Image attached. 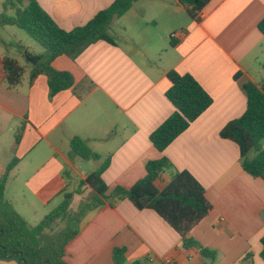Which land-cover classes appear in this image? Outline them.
Wrapping results in <instances>:
<instances>
[{
  "label": "crops",
  "instance_id": "0c3cea01",
  "mask_svg": "<svg viewBox=\"0 0 264 264\" xmlns=\"http://www.w3.org/2000/svg\"><path fill=\"white\" fill-rule=\"evenodd\" d=\"M113 1L38 0L67 31L85 25ZM263 18L264 0H210L198 19L179 0H138L111 23L115 45L98 41L74 58H55L52 67L70 73L73 86L52 97L47 77L30 81V67L16 52L12 57L25 74L18 87H7L0 44V177L17 159L5 189L12 208L25 219L16 205L45 211L62 202L64 191H76L70 174L79 181L90 174L71 152V140L79 137L99 156L96 170L110 160L102 173L110 191L132 187L152 160L166 158L172 165L155 182L159 190L176 171L189 172L212 206L189 236L215 251L216 258L209 263L197 248L180 249L179 235L157 213L123 199L83 218L66 247L69 264H114V248H125L124 264L143 259L148 264H264V181L247 174L237 145L220 137L246 109L243 86L264 89V35L258 29ZM23 46L42 52L33 43ZM170 71L195 78L212 104L160 152L150 134L174 111L165 96ZM249 253L251 259L243 260Z\"/></svg>",
  "mask_w": 264,
  "mask_h": 264
},
{
  "label": "trees",
  "instance_id": "16d2710c",
  "mask_svg": "<svg viewBox=\"0 0 264 264\" xmlns=\"http://www.w3.org/2000/svg\"><path fill=\"white\" fill-rule=\"evenodd\" d=\"M138 0H114L104 10L98 12L85 25L72 30L61 29L41 8L38 0H4L0 13V28L13 26L25 31L43 49L35 53L21 43L7 44L0 38L4 47L2 68L8 88L18 87L24 77L25 67L9 55L15 49L26 65L30 67L29 79L38 75L47 77L50 97L73 86L70 73L57 71L52 67L55 58L66 55L74 58L90 44L104 41L115 45L109 33L111 23L125 15ZM187 14L198 19L210 0H179ZM12 11L13 14H9ZM264 35V18L258 23ZM170 87L166 98L173 106V113L150 134L151 144L162 152L173 140L183 133L212 104V98L189 74L181 75L175 71L167 74ZM246 94V109L241 117L230 121L220 132V137L234 142L239 149L243 170L254 178L264 181V89L254 83L243 86ZM20 133L17 134L18 141ZM72 154L83 161L97 160L87 143L74 137L71 142ZM18 160H12L0 177V263L14 261L17 264H69L65 260L66 247L79 234L80 223L91 211L105 204H113L127 199L138 210H152L157 213L180 237L182 250L197 248L209 263L216 258L213 250L203 248L189 234L194 226L203 220L212 206L205 196L203 186L187 171H176L168 185L159 190L155 182L160 175L171 168L168 159L149 161L145 176L132 187L116 186L111 191L102 179V173L109 166L106 161L78 184L75 193L64 191L63 200L57 208L46 215L35 227H28L26 220L18 214L5 197L6 184ZM90 190V199L71 213L74 195ZM55 221L65 223L50 243L42 244L40 237ZM260 257L264 260V235L260 240ZM125 248H114V264L125 263ZM247 254L243 260H250ZM132 264H148L147 259Z\"/></svg>",
  "mask_w": 264,
  "mask_h": 264
},
{
  "label": "rangeland",
  "instance_id": "374dc122",
  "mask_svg": "<svg viewBox=\"0 0 264 264\" xmlns=\"http://www.w3.org/2000/svg\"><path fill=\"white\" fill-rule=\"evenodd\" d=\"M3 2H4V0H0V13L3 10L2 9ZM9 14L12 15L13 12L10 11ZM4 29H7V30H2L0 33L3 36L2 39L5 40L6 42H12V43L23 42V43H21L22 45L27 44V43H33L34 48L36 50H39V51L43 50L41 48V46L37 42L32 40V38L30 36H28V34L25 31L18 29L16 27H13V26H7V27H4ZM7 32L11 33V36L8 38H5ZM4 35H5V37H4ZM2 48L4 49L3 46H2ZM15 52H16L15 49L10 50L9 51L10 56L15 57ZM20 63L22 65H26L25 61L21 60V59H20ZM81 163H84L86 165L85 170H87L90 173L95 171L98 164H99V162L96 160H90L88 162L85 161V162H81ZM68 180H69V182H72V185L70 188L71 189L75 188V190H76V188H78V184L80 182L78 177H75L74 174L71 173ZM73 193H75V192H73ZM90 196H91V191L88 189L84 190L83 194H81V195L75 194L73 197L72 203H71V207H70L71 213H74L75 211H77L81 204L87 202L90 199ZM58 204L59 203H55L54 205L50 206L45 211H43L41 209H36V211H32L30 209L22 207L21 205H16L17 206L16 208L19 212L24 214L25 219H26L27 224H28V227L32 228V227H35L36 225H38L41 222V220L46 215H48L52 210L57 208ZM64 225H65V223L62 221H55L51 227H49L48 229L45 230L44 234L40 237V242L42 244L50 243L53 240V238L56 236V234L64 227Z\"/></svg>",
  "mask_w": 264,
  "mask_h": 264
},
{
  "label": "built area",
  "instance_id": "2783aa9c",
  "mask_svg": "<svg viewBox=\"0 0 264 264\" xmlns=\"http://www.w3.org/2000/svg\"><path fill=\"white\" fill-rule=\"evenodd\" d=\"M175 36H176V34H172V35H171V38H174Z\"/></svg>",
  "mask_w": 264,
  "mask_h": 264
}]
</instances>
